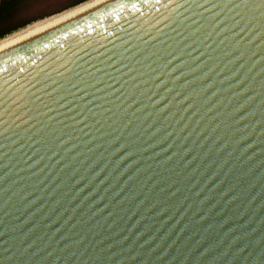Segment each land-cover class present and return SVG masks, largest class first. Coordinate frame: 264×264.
Wrapping results in <instances>:
<instances>
[{
    "label": "water",
    "instance_id": "1",
    "mask_svg": "<svg viewBox=\"0 0 264 264\" xmlns=\"http://www.w3.org/2000/svg\"><path fill=\"white\" fill-rule=\"evenodd\" d=\"M0 264H264V0H94L0 44Z\"/></svg>",
    "mask_w": 264,
    "mask_h": 264
},
{
    "label": "trees",
    "instance_id": "2",
    "mask_svg": "<svg viewBox=\"0 0 264 264\" xmlns=\"http://www.w3.org/2000/svg\"><path fill=\"white\" fill-rule=\"evenodd\" d=\"M85 0H61V6L53 11V12H58L64 9H67L69 7L72 6H76V4L78 5V3H81ZM6 0L2 1V4L0 6V38H3L4 36L17 31L23 27H25L26 25L39 20L41 18H44L45 16H48L49 14H51V12H45L42 10V8L40 6H34L31 7L32 10L36 11L35 13H31V15L26 14L24 16H28L26 18H19L18 20L15 21H8L7 19V15H9L10 13H13L12 11H15V9H22V7L20 5H16V7H14V4H8L6 5ZM48 7V6H45Z\"/></svg>",
    "mask_w": 264,
    "mask_h": 264
},
{
    "label": "flooded vegetation",
    "instance_id": "3",
    "mask_svg": "<svg viewBox=\"0 0 264 264\" xmlns=\"http://www.w3.org/2000/svg\"><path fill=\"white\" fill-rule=\"evenodd\" d=\"M2 1L5 0H0V6L2 4ZM6 5L8 4H14V7H16V5H20L22 7V9H15V11H12L13 13H10L9 15H7V19L8 21L12 22L15 20H18L19 18H26L28 16H24L26 14L31 15V13H35L36 11L32 10L31 7L34 6H39L41 3L45 2V0H6Z\"/></svg>",
    "mask_w": 264,
    "mask_h": 264
},
{
    "label": "bare ground",
    "instance_id": "4",
    "mask_svg": "<svg viewBox=\"0 0 264 264\" xmlns=\"http://www.w3.org/2000/svg\"><path fill=\"white\" fill-rule=\"evenodd\" d=\"M92 1H94V0H87V1L82 2V3H80V4L76 5V6H73V7H70V8H68V9L64 10V11H61V12H59V13H56V14L50 15V16L45 17V18H42V19H40V20H36V21H34V22H32V23L26 25L25 27H23V28H21V29H19V30H17V31H14V32H12V33H10V34L4 36L3 38H0V44H2V43H4V42H6V41H8V40H10V39H12V38L18 36V35H20V34H22V33H24V32H27V31H29V30H31V29H33V28H35V27H37V26H39V25H41V24H43V23H46V22H48V21H50V20H52V19H54V18H57V17H59V16L65 14V13H67V12H70V11H72V10H74V9H76V8H78V7H80V6H83V5H85V4L89 3V2H92Z\"/></svg>",
    "mask_w": 264,
    "mask_h": 264
},
{
    "label": "rangeland",
    "instance_id": "5",
    "mask_svg": "<svg viewBox=\"0 0 264 264\" xmlns=\"http://www.w3.org/2000/svg\"><path fill=\"white\" fill-rule=\"evenodd\" d=\"M61 0H45V2H43V3H41L39 6L42 8V10L43 11H45V12H51V11H53V10H55V9H57V8H59L61 5V2H60ZM85 1H87V0H85ZM85 1H83V2H85ZM82 3V2H81ZM78 4H80V3H78ZM77 5V4H76ZM45 6H48V7H45ZM75 6V5H74ZM73 7V6H72ZM70 8V7H69ZM68 9V8H67ZM64 10H66V9H64ZM64 10H61V11H64ZM61 11H58V12H51V14H49L48 16H50V15H53V14H56V13H59V12H61ZM48 16H45V17H48ZM44 17V18H45ZM42 19V18H41ZM40 20V19H39Z\"/></svg>",
    "mask_w": 264,
    "mask_h": 264
}]
</instances>
